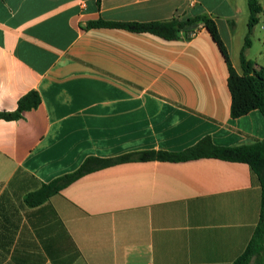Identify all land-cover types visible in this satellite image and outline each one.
I'll use <instances>...</instances> for the list:
<instances>
[{
  "label": "crops",
  "instance_id": "obj_1",
  "mask_svg": "<svg viewBox=\"0 0 264 264\" xmlns=\"http://www.w3.org/2000/svg\"><path fill=\"white\" fill-rule=\"evenodd\" d=\"M257 1L245 56L260 70ZM198 16L216 22L242 74L244 46L231 45L248 35V0H0V113L15 112L30 92L41 97L21 118H0V264H70L75 249L71 264H233L245 251L262 207L246 163H123L83 176L41 207L24 203L88 158L181 152L205 137L221 147L264 139L259 110L231 116L229 68L202 23L190 27L195 37L171 41L86 28Z\"/></svg>",
  "mask_w": 264,
  "mask_h": 264
},
{
  "label": "trees",
  "instance_id": "obj_2",
  "mask_svg": "<svg viewBox=\"0 0 264 264\" xmlns=\"http://www.w3.org/2000/svg\"><path fill=\"white\" fill-rule=\"evenodd\" d=\"M97 1L100 5L101 0ZM248 4L250 9L248 36L246 37L245 45L240 54L242 74H239L233 67L227 47L221 39L218 26L208 16H198L187 20L174 18L169 21L152 22H108L99 20L87 24L86 28L124 29L133 33L153 34L171 41L180 39L182 32L186 33V38L191 39L192 33L196 30L194 28L190 29V27L202 23L218 45L229 68L228 86L232 96L231 116L233 118H239L253 110H259L264 115V68L256 70L254 63L245 56V50L251 45L249 35L257 22V15L262 11V8L257 0H248ZM40 103L41 97L39 93L36 91L30 92L19 100L18 108L15 112L0 113V118L17 120L22 117L24 112L37 108ZM201 158H216L225 161L246 163L259 179L262 188L260 221L247 248L233 263L248 264L252 251L260 240L264 229V139L250 145L221 147L215 145L210 137H205L196 145L181 152L148 150L110 159L88 158L77 171L58 177L49 183H44L38 190L28 193L24 198V203L31 208L41 207L51 197L59 194L64 188L83 176L118 164L151 161L185 162ZM79 255V252L75 249L69 258L70 264ZM54 262L58 264L57 261Z\"/></svg>",
  "mask_w": 264,
  "mask_h": 264
},
{
  "label": "rangeland",
  "instance_id": "obj_3",
  "mask_svg": "<svg viewBox=\"0 0 264 264\" xmlns=\"http://www.w3.org/2000/svg\"><path fill=\"white\" fill-rule=\"evenodd\" d=\"M245 29H239V31H244ZM247 32V31H246ZM248 36V35H246ZM246 36L244 35L243 37L239 38L236 42H234L232 46V50L239 52L240 49L245 45V38ZM250 39H254V36L251 35ZM256 46V45H255ZM258 48H254L251 52V54L254 56L257 54ZM248 264H264V229H263V234L261 235L260 240L257 242L256 246L254 247L252 251V255L249 259Z\"/></svg>",
  "mask_w": 264,
  "mask_h": 264
},
{
  "label": "built area",
  "instance_id": "obj_4",
  "mask_svg": "<svg viewBox=\"0 0 264 264\" xmlns=\"http://www.w3.org/2000/svg\"><path fill=\"white\" fill-rule=\"evenodd\" d=\"M197 34V32L195 31L194 33H192V38L195 37Z\"/></svg>",
  "mask_w": 264,
  "mask_h": 264
}]
</instances>
